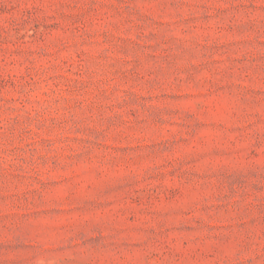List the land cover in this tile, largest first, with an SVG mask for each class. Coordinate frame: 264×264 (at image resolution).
Here are the masks:
<instances>
[{
  "label": "rangeland",
  "instance_id": "obj_1",
  "mask_svg": "<svg viewBox=\"0 0 264 264\" xmlns=\"http://www.w3.org/2000/svg\"><path fill=\"white\" fill-rule=\"evenodd\" d=\"M0 264H264V0H0Z\"/></svg>",
  "mask_w": 264,
  "mask_h": 264
}]
</instances>
